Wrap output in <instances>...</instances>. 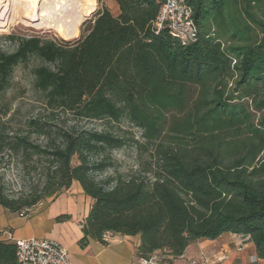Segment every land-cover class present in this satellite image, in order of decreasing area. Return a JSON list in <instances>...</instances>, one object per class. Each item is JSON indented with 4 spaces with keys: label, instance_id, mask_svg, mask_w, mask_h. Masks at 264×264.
<instances>
[{
    "label": "trees",
    "instance_id": "1",
    "mask_svg": "<svg viewBox=\"0 0 264 264\" xmlns=\"http://www.w3.org/2000/svg\"><path fill=\"white\" fill-rule=\"evenodd\" d=\"M112 1L117 13L98 0L77 39L18 38L0 54L1 93L18 65L41 61L32 88L47 111L0 128V165L8 156L24 188L9 195L0 178V208L17 214L77 182L91 199L81 248L112 233L138 236L137 258H177L230 232L264 259V0H184L187 44L157 29L160 0ZM125 150L135 164L122 170L113 153ZM0 264H18L13 242L0 240Z\"/></svg>",
    "mask_w": 264,
    "mask_h": 264
},
{
    "label": "crops",
    "instance_id": "2",
    "mask_svg": "<svg viewBox=\"0 0 264 264\" xmlns=\"http://www.w3.org/2000/svg\"><path fill=\"white\" fill-rule=\"evenodd\" d=\"M90 204L91 199L84 195L77 182H73L55 198L36 204L29 217H21L0 208V240L14 242L30 237L54 239L68 250L73 264H88L86 255L90 251L101 257L114 249V255L120 257V248L114 244H119L123 238L132 242V252L120 264H135L138 236L111 233L106 238L107 245L93 240H89L84 248L78 245V240L83 235L80 221L87 215ZM61 214L68 215L69 218L57 222L55 218ZM8 234L11 235V239L8 238ZM132 258L134 259L130 261ZM184 258L204 260L205 264H264V259L256 255L254 245L249 238L230 232L223 233L216 239L194 241L186 247L181 257L171 258L169 261L171 264H183Z\"/></svg>",
    "mask_w": 264,
    "mask_h": 264
},
{
    "label": "rangeland",
    "instance_id": "3",
    "mask_svg": "<svg viewBox=\"0 0 264 264\" xmlns=\"http://www.w3.org/2000/svg\"><path fill=\"white\" fill-rule=\"evenodd\" d=\"M100 1L113 14L117 13L118 8L112 0ZM94 5V11H96L98 0H96ZM21 9V0H0V54L8 55L13 53L17 48L18 38L38 37L52 41L77 39L88 31L91 24L90 20L95 13L93 12L83 19L77 26L76 34L73 37L67 38L59 36L51 28L41 26L39 19L27 17L26 13ZM10 37H14L15 39H11ZM39 64H41L39 59L31 58L27 64H20L13 70L10 84L4 92H0V128H23L29 118L39 115L43 116L47 113L39 96L32 88V70ZM58 118L64 119L67 124H74L79 128H102L103 126L95 122L70 120L71 117L69 115H60ZM118 128L131 131L136 136L139 135V131L135 127H131L126 123H121ZM113 157L120 164V169L122 170L129 169L131 166L134 167L135 158L131 150H125L124 152L116 151L113 153ZM8 161H10L9 157L4 155L1 163L5 164L0 165V178L5 183V192L16 196L24 191V188L20 180L19 170L14 165L9 164L7 166ZM131 243V241L121 238L119 244H114L120 248V257L114 255V249H111V253L107 252V254L101 257L97 256L94 251H90L86 255L89 261L88 264H120L128 254L131 255ZM128 250H130V253H128ZM133 259H130V261Z\"/></svg>",
    "mask_w": 264,
    "mask_h": 264
},
{
    "label": "built area",
    "instance_id": "4",
    "mask_svg": "<svg viewBox=\"0 0 264 264\" xmlns=\"http://www.w3.org/2000/svg\"><path fill=\"white\" fill-rule=\"evenodd\" d=\"M160 1L161 7L156 22L157 29L167 28L182 44L192 41L194 30L191 10L184 0ZM31 210L32 208H24L17 215L29 217ZM109 234L111 233L104 236L105 240ZM8 238H12L10 234H8ZM13 243L15 244V256L18 264H73L68 250L54 239L30 237L15 240ZM170 259L171 256L167 250L161 249L146 258H137L135 264H171ZM183 264H205V262L204 260L184 258Z\"/></svg>",
    "mask_w": 264,
    "mask_h": 264
},
{
    "label": "bare ground",
    "instance_id": "5",
    "mask_svg": "<svg viewBox=\"0 0 264 264\" xmlns=\"http://www.w3.org/2000/svg\"><path fill=\"white\" fill-rule=\"evenodd\" d=\"M96 0H21L22 11L40 20L43 27L55 30L61 37H73L77 26L92 13ZM38 22V21H37Z\"/></svg>",
    "mask_w": 264,
    "mask_h": 264
},
{
    "label": "water",
    "instance_id": "6",
    "mask_svg": "<svg viewBox=\"0 0 264 264\" xmlns=\"http://www.w3.org/2000/svg\"><path fill=\"white\" fill-rule=\"evenodd\" d=\"M93 12H95V11L93 10L92 13H93ZM92 13H91V14H92ZM88 16H89V15H88ZM88 16H87V17H88Z\"/></svg>",
    "mask_w": 264,
    "mask_h": 264
}]
</instances>
